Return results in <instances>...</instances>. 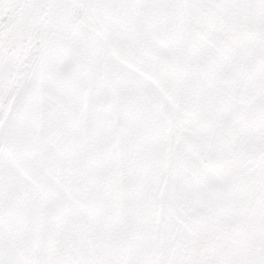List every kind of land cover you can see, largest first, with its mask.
Listing matches in <instances>:
<instances>
[{
	"label": "rangeland",
	"instance_id": "obj_1",
	"mask_svg": "<svg viewBox=\"0 0 264 264\" xmlns=\"http://www.w3.org/2000/svg\"><path fill=\"white\" fill-rule=\"evenodd\" d=\"M80 18L76 0H0V148L39 49ZM228 61L175 66L184 74L161 87L144 80L160 66L133 67L117 89L131 112L100 132L94 188L54 184L41 194L53 213L36 220L51 224L14 226L37 239L24 263L157 264L159 251L160 264H264V49Z\"/></svg>",
	"mask_w": 264,
	"mask_h": 264
},
{
	"label": "crops",
	"instance_id": "obj_2",
	"mask_svg": "<svg viewBox=\"0 0 264 264\" xmlns=\"http://www.w3.org/2000/svg\"><path fill=\"white\" fill-rule=\"evenodd\" d=\"M76 9L81 18L50 33L30 90L10 106L0 148V264L38 257L35 236L14 226L51 224L36 221L53 213L41 194L58 192L54 184L68 192L73 178L94 188L100 132L131 112V91L117 89L134 80L133 67L160 66V78L144 80L161 87L184 74L175 66L231 65L230 57L264 49V0H76Z\"/></svg>",
	"mask_w": 264,
	"mask_h": 264
}]
</instances>
